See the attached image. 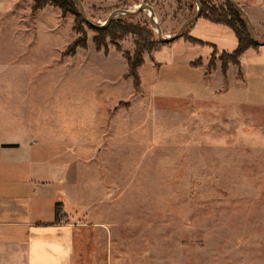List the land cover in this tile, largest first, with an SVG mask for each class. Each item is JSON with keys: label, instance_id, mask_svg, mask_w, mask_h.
I'll return each mask as SVG.
<instances>
[{"label": "rangeland", "instance_id": "374dc122", "mask_svg": "<svg viewBox=\"0 0 264 264\" xmlns=\"http://www.w3.org/2000/svg\"><path fill=\"white\" fill-rule=\"evenodd\" d=\"M80 1L91 24L76 3L63 15L53 6L34 11L32 0H0V88L39 91L36 112L60 128L54 140L81 151L66 204L92 225L84 264H264V67L242 56L238 67L209 48L193 77H174L170 52L191 44L199 19L162 43L145 10L114 18L160 42L143 52L135 88L125 57L138 38L99 36L98 51L91 27L147 5L171 39L195 15L194 0ZM231 1L249 17L258 51L264 0ZM84 39L85 48L70 50Z\"/></svg>", "mask_w": 264, "mask_h": 264}, {"label": "crops", "instance_id": "0c3cea01", "mask_svg": "<svg viewBox=\"0 0 264 264\" xmlns=\"http://www.w3.org/2000/svg\"><path fill=\"white\" fill-rule=\"evenodd\" d=\"M189 34L208 46L187 43L178 51L170 48L167 66L174 77H193L209 48L231 54L238 45L229 28L202 18ZM244 58L264 67V46L247 51L241 63ZM198 75L199 84L204 83L203 72ZM37 92L30 86L0 88V130L5 132L0 136V264H84L83 238L92 225L86 224V216L70 215L66 204L73 196L69 173L81 151L75 152L73 141L54 140L60 128L57 122L43 123L36 112L38 102L41 108ZM59 203L62 218L56 222ZM75 219L80 223H73Z\"/></svg>", "mask_w": 264, "mask_h": 264}, {"label": "trees", "instance_id": "16d2710c", "mask_svg": "<svg viewBox=\"0 0 264 264\" xmlns=\"http://www.w3.org/2000/svg\"><path fill=\"white\" fill-rule=\"evenodd\" d=\"M34 11L41 10L46 6H53L59 9L62 14H66L69 10V6L73 7L75 2L73 0H32ZM201 15L200 18L205 19L211 23L220 24L229 28L235 35L237 39V48L231 54H224L226 57L231 58V63L240 67L239 59L243 56L247 51L255 50L257 44L253 43L248 24L246 19L243 17L242 12L239 11L236 7H234L228 0H225L224 6H226V10H224V6L220 7V9L214 8L210 6L207 2L201 1ZM81 16V15H80ZM127 18L132 17L131 15L124 16ZM120 17L119 19H113L105 28H97L91 27L97 34V37H102L106 40V38H111L112 40H122L127 35H135L136 38V51L135 54L131 56L125 57L127 60V68L128 73L127 77L131 78L135 88H138L140 85V78L138 70L143 66V52L144 51H152L156 49V45L160 42L155 41L153 39V33L148 29H145L146 33L141 35L140 31L135 27V25L124 23ZM125 20V19H124ZM194 23V22H193ZM145 24V23H144ZM147 24L143 28L146 27ZM139 28V27H138ZM93 38V43L95 44V48L100 51L105 48L104 41H100L99 38ZM158 38V37H157ZM138 40H140L138 42ZM189 43L193 45L205 46V44L196 41L195 39L189 38ZM158 42V43H157ZM157 43V44H156ZM86 47V39L79 42L75 41L70 46V50L75 52L77 48H85ZM213 51H217L213 49ZM197 64H201L199 61ZM62 218V204L59 203L55 206V221L59 222Z\"/></svg>", "mask_w": 264, "mask_h": 264}, {"label": "water", "instance_id": "95a60500", "mask_svg": "<svg viewBox=\"0 0 264 264\" xmlns=\"http://www.w3.org/2000/svg\"><path fill=\"white\" fill-rule=\"evenodd\" d=\"M76 5L78 6V9H79V12H80V15L82 17V19L88 23V24H91V22L87 19L86 15H85V12H84V9H83V6H82V3L80 0H73ZM234 7H236L239 11H241L243 13V16L244 18L246 19L247 21V24H248V28H249V32H250V36H251V39L253 41V43L257 44V45H261V43H258L254 37V34H253V29H252V25H251V21L249 19V17L231 0H228ZM195 2V5H196V13L193 17H191L190 19H188L187 21H185L182 26L180 27V29L178 30V32L175 34V36L171 39H165L163 38L162 36V33H161V30H160V27L158 26V24L156 23V21L154 20V16H153V10L147 6V5H139L138 6V9L136 11H122V10H117V11H114L112 12L109 17L107 18V20L105 21V23L102 25V26H97V28H105L114 18H116L117 16L119 15H135L136 13H139L141 11H145L147 10L149 12V21L151 24H153L155 27H156V34H157V37H158V40L162 43H166V42H169V41H172L174 39H176L177 37H179L182 33V31L191 23L195 22L197 19L200 18V15H201V4L199 2V0H194Z\"/></svg>", "mask_w": 264, "mask_h": 264}]
</instances>
